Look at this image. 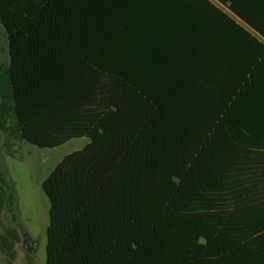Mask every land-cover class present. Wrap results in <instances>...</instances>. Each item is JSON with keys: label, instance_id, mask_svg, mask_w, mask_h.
Returning <instances> with one entry per match:
<instances>
[{"label": "trees", "instance_id": "16d2710c", "mask_svg": "<svg viewBox=\"0 0 264 264\" xmlns=\"http://www.w3.org/2000/svg\"><path fill=\"white\" fill-rule=\"evenodd\" d=\"M132 6L129 0H0L9 58L0 66V134L8 124L12 136L39 149L83 135L91 140L42 184L50 204L46 264H264V113L256 104L264 97V50L255 40V54L262 55L238 93L250 91L244 117L231 109L219 125L206 119L202 126L158 112L123 132L113 127L124 119L107 115L100 131L52 129L57 97H73L79 109L87 103L89 70L117 75L113 49ZM2 163L0 213L16 223L15 184ZM5 235V264H13L10 242L18 233ZM25 259L32 264V256Z\"/></svg>", "mask_w": 264, "mask_h": 264}, {"label": "crops", "instance_id": "0c3cea01", "mask_svg": "<svg viewBox=\"0 0 264 264\" xmlns=\"http://www.w3.org/2000/svg\"><path fill=\"white\" fill-rule=\"evenodd\" d=\"M129 1L133 5L129 13L132 19L118 28V47L113 49L117 52V75L89 70V81L84 83L87 103L80 109L73 97H57L53 130L100 131L96 126L107 115L124 119L113 127L123 132L137 130L136 118L158 112L180 114L187 123L195 120L202 126L206 119L219 125L231 109L234 115H246L252 105L250 91L239 98L238 93L249 82L254 65L259 64L254 57L262 55L255 54L259 48L253 40L264 50V0ZM252 23L260 26L261 32ZM102 64L108 67L106 59ZM260 99L256 104L261 114L264 97ZM115 102L119 111L113 107ZM21 141L23 146L37 148ZM90 142V137L83 135L53 148L38 187L42 189L65 156L87 148ZM61 149L64 151L58 156ZM49 210L50 204L46 241Z\"/></svg>", "mask_w": 264, "mask_h": 264}, {"label": "rangeland", "instance_id": "374dc122", "mask_svg": "<svg viewBox=\"0 0 264 264\" xmlns=\"http://www.w3.org/2000/svg\"><path fill=\"white\" fill-rule=\"evenodd\" d=\"M7 36L0 23V66L7 67L9 63ZM0 134V159L2 160L5 175L16 184L17 195V222L14 223L11 214L3 210L0 219V264L6 263L5 249L1 244V237L6 232L16 229L19 239L11 240L12 249L15 252L13 264H27L24 246L25 241L29 244L35 242L36 249L32 256V264H46V224L48 222L49 202L38 187L43 166H48L49 158L52 156V149H39L23 146L22 141L9 133V126ZM10 134V135H9ZM61 156L64 149L57 150ZM44 158L45 164H42ZM48 169L46 168V171ZM11 220V221H10ZM28 238L26 239L25 236Z\"/></svg>", "mask_w": 264, "mask_h": 264}, {"label": "water", "instance_id": "95a60500", "mask_svg": "<svg viewBox=\"0 0 264 264\" xmlns=\"http://www.w3.org/2000/svg\"><path fill=\"white\" fill-rule=\"evenodd\" d=\"M24 249L28 255L33 256L36 249V244L25 243Z\"/></svg>", "mask_w": 264, "mask_h": 264}]
</instances>
